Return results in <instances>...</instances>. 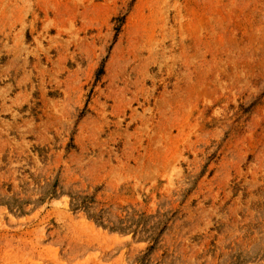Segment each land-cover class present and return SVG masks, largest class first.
Wrapping results in <instances>:
<instances>
[{
  "label": "rangeland",
  "instance_id": "obj_1",
  "mask_svg": "<svg viewBox=\"0 0 264 264\" xmlns=\"http://www.w3.org/2000/svg\"><path fill=\"white\" fill-rule=\"evenodd\" d=\"M0 264H264V0H0Z\"/></svg>",
  "mask_w": 264,
  "mask_h": 264
}]
</instances>
